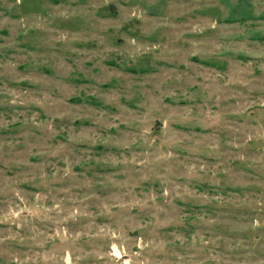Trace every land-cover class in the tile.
Instances as JSON below:
<instances>
[{
	"label": "rangeland",
	"instance_id": "1",
	"mask_svg": "<svg viewBox=\"0 0 264 264\" xmlns=\"http://www.w3.org/2000/svg\"><path fill=\"white\" fill-rule=\"evenodd\" d=\"M0 264H264V0H0Z\"/></svg>",
	"mask_w": 264,
	"mask_h": 264
}]
</instances>
